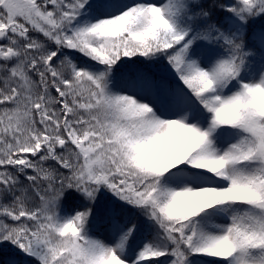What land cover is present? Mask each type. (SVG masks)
Returning a JSON list of instances; mask_svg holds the SVG:
<instances>
[{"label":"snow or ice","instance_id":"6c2138e0","mask_svg":"<svg viewBox=\"0 0 264 264\" xmlns=\"http://www.w3.org/2000/svg\"><path fill=\"white\" fill-rule=\"evenodd\" d=\"M0 264H264V0H0Z\"/></svg>","mask_w":264,"mask_h":264},{"label":"trees","instance_id":"16d2710c","mask_svg":"<svg viewBox=\"0 0 264 264\" xmlns=\"http://www.w3.org/2000/svg\"><path fill=\"white\" fill-rule=\"evenodd\" d=\"M18 258L23 259V257H18Z\"/></svg>","mask_w":264,"mask_h":264}]
</instances>
